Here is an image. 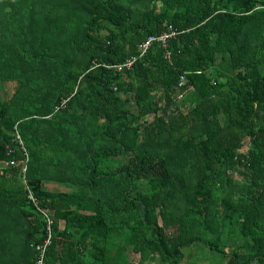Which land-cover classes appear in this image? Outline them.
Here are the masks:
<instances>
[{"label": "trees", "instance_id": "trees-1", "mask_svg": "<svg viewBox=\"0 0 264 264\" xmlns=\"http://www.w3.org/2000/svg\"><path fill=\"white\" fill-rule=\"evenodd\" d=\"M164 23L172 65L137 50ZM45 214L44 264H134L118 232L264 264V0H0V256L36 264Z\"/></svg>", "mask_w": 264, "mask_h": 264}, {"label": "rangeland", "instance_id": "rangeland-1", "mask_svg": "<svg viewBox=\"0 0 264 264\" xmlns=\"http://www.w3.org/2000/svg\"><path fill=\"white\" fill-rule=\"evenodd\" d=\"M29 5L25 8V15L28 16L29 11ZM39 18V17H38ZM245 150V147L243 148ZM45 186L48 189H59V190H68L69 187H66L61 184H56L54 182H44ZM55 187V188H54ZM57 187V188H56ZM60 229H63L64 224L63 222H60L59 224ZM148 236V233L145 235ZM166 237V236H165ZM126 236L122 235L121 233L112 234V237L110 238L109 245H114V248H122L124 247V244L127 245L125 247L124 252L122 253V256H125V259H127L131 263H137V254L133 252L132 247L133 245H129L127 242H125ZM127 248V249H126ZM171 253V251H169ZM182 253V259L180 260L179 264H226L227 258L222 256L218 253L211 252L208 247H205L204 244L200 242H196L193 245L189 247H182L181 251ZM6 256V257H5ZM2 257H5L4 259ZM158 256L153 255L151 259V264H171L174 260V258L170 259H163L161 260ZM123 259V257H121ZM10 256L7 254L0 256V264H10Z\"/></svg>", "mask_w": 264, "mask_h": 264}, {"label": "built area", "instance_id": "built-area-1", "mask_svg": "<svg viewBox=\"0 0 264 264\" xmlns=\"http://www.w3.org/2000/svg\"><path fill=\"white\" fill-rule=\"evenodd\" d=\"M164 26L165 28L161 33H159L158 35H149L143 42H141L138 45L137 50H138L139 57H142L143 55H145L149 47L153 43H158L165 50L164 58L168 61L170 65H172L171 58H170L171 57L170 52L167 49L168 41L172 38H175L181 32H179L171 24L164 23ZM135 60H136L135 57H131L127 59L122 65L116 66V68L117 69H121L122 67L128 68L133 64ZM176 90H177V94H176L175 101L177 102L182 101L185 95L188 94L190 91H192V87L187 85V78L185 74H182L179 76ZM64 103L65 102H63L62 104ZM170 109L174 110V107ZM16 139L21 143L19 135H16ZM29 198L33 199L31 195L29 196ZM45 218H46V231H45L44 239L42 240L40 244H31V247L35 250L37 254L36 264H44V258H45L46 251L51 246L52 240H53V232H52L53 220L47 214H45Z\"/></svg>", "mask_w": 264, "mask_h": 264}, {"label": "crops", "instance_id": "crops-1", "mask_svg": "<svg viewBox=\"0 0 264 264\" xmlns=\"http://www.w3.org/2000/svg\"><path fill=\"white\" fill-rule=\"evenodd\" d=\"M139 259H140V256H139V254L137 253V264H138V262H139ZM151 259H152V257L149 258V259H147L143 264H151V263H152V262H151Z\"/></svg>", "mask_w": 264, "mask_h": 264}]
</instances>
